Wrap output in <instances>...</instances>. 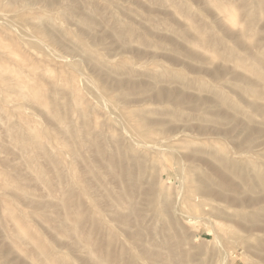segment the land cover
Returning <instances> with one entry per match:
<instances>
[{
    "label": "rangeland",
    "instance_id": "374dc122",
    "mask_svg": "<svg viewBox=\"0 0 264 264\" xmlns=\"http://www.w3.org/2000/svg\"><path fill=\"white\" fill-rule=\"evenodd\" d=\"M0 264H264V0H0Z\"/></svg>",
    "mask_w": 264,
    "mask_h": 264
}]
</instances>
